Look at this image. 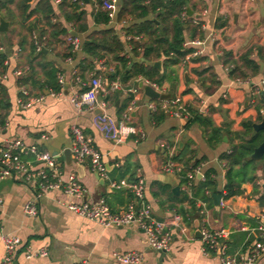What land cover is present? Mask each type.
Returning <instances> with one entry per match:
<instances>
[{"label":"crops","instance_id":"obj_1","mask_svg":"<svg viewBox=\"0 0 264 264\" xmlns=\"http://www.w3.org/2000/svg\"><path fill=\"white\" fill-rule=\"evenodd\" d=\"M35 1L29 0L27 4L32 6ZM58 2L53 1L55 10ZM23 4V0H12L0 11V18L7 22V29L0 31V53L6 55L3 62L5 68H0V114L5 116L3 124H0V145L13 139H19L25 145H37L54 156L64 180L71 173L76 175L78 182L85 189L84 201L95 202L104 199L113 212H122L133 201L127 185L141 179L145 201L150 205L155 217L169 225L172 238L167 251L157 252L146 243L143 232L134 222L124 226L103 227L96 221L70 211L64 204L80 200L69 198L61 190L44 192L39 199L37 216H28L23 212V207L34 197L35 189L19 176L8 175L0 178V197L3 202L0 207V226L3 233L20 239L15 264H74L82 259L87 260L88 264H123L114 257V253L128 251L143 253L140 264H218L215 253L205 254L202 250V242L196 232L203 224L213 230L226 229L229 232L224 240L229 253L240 251L247 243L260 239L257 227L260 224V216L264 213V171L261 160L257 161L259 164L255 178L242 183L239 194L226 198L221 194L226 183V167L219 159V154L229 150V137L232 132L242 130V122H259L264 116V101L252 98L250 93L252 83L264 77V0H189L188 8L192 14H188V17L192 23L193 17L197 18L199 21L194 24H199L204 33L200 39L202 53L196 57L199 59L197 62L188 61L178 65L177 80L171 87L163 86L160 89L163 90L161 93H169L170 97L182 96L194 110L205 111L202 115L209 117L212 124L222 131L221 141L213 145L208 144L204 128L197 122L188 124L187 121L179 119L176 126V123H168L166 114L161 122L155 123L150 111L144 114L139 110L138 103L146 97L139 87V82L151 84L143 78L121 81L127 90L110 93L104 111L119 121L134 100L135 106L130 112L129 123L142 128L146 122L148 131L144 139L137 143L129 139L120 144L105 139L92 126V117L95 110L100 108L99 105L93 110H87L85 107L77 109L70 101L72 94L77 92L73 71L80 73L84 68L86 77L90 72L102 73L105 82L109 83L118 74L106 70L112 67L116 71L120 65L116 62L106 64V57L96 59L82 50L74 51L68 61L67 57H63L66 44L55 45L53 50L43 47L46 51L42 52L41 57L31 55V34L28 26L34 24V17L27 19L22 16ZM96 8L95 0L89 3L86 0L84 9L87 12L88 30L84 32L85 38L92 31L110 27L108 24H94L92 14ZM122 19H127L128 22H120L115 28L122 39L126 40L122 32L133 21ZM66 26L69 27L68 24ZM34 27L37 28L35 24ZM206 29L208 43H205ZM39 30L37 29L36 33ZM71 30L69 27L68 33ZM184 37V44L199 39L191 38L187 30L184 31ZM60 39L68 43L67 35H61ZM130 50L131 45L127 43L124 52L126 56L131 60L142 61L141 57L132 54ZM249 50L250 58L258 64V73L254 74L245 67L243 71L246 77L242 79H249V82L236 83V76H229L232 64H224V54L229 53L233 60L238 61L240 55ZM27 60L32 61V66L37 71L36 77L41 81L44 79L41 65L52 62L57 71L64 75L62 94L51 95V90L45 93V89L41 100L33 101L28 107L18 105L16 99L19 79L29 75L30 69L28 66V71L21 77H16L13 72L25 66ZM156 61L160 62L161 67V60ZM259 62L263 64L262 73ZM203 69L207 71L198 74ZM109 74L114 77L108 78ZM210 75L213 76V81ZM35 90L34 88V92ZM223 93H227L225 99L222 97ZM145 99L148 102L160 100L148 97ZM98 100L102 101L100 98ZM5 102L9 103L7 108H4ZM73 124L89 135L92 144L101 151L105 176L93 172L88 163L75 165L71 154L70 163L67 162L64 151L70 149V126ZM199 139L211 148V159L201 150ZM225 144L228 147L224 146ZM186 146L192 150L191 154L195 160H201L194 168L197 172L194 181L192 179L193 186L203 180L208 169H213L214 178L217 179L215 161L222 173L221 188L218 189L216 181L217 191L208 193L210 201L197 199L195 210L191 212H188L189 207L185 201L187 195L191 196L189 187L182 181L180 174L167 172L162 168L169 158L173 159L174 154H179ZM188 157L189 155H186L185 160ZM212 193L220 194L219 204L214 203ZM180 211L186 212L185 218L181 216ZM176 216L179 217L178 225ZM27 249L33 253L44 249L45 255L27 258ZM2 256L3 244L0 239V262ZM257 264H264V255Z\"/></svg>","mask_w":264,"mask_h":264},{"label":"built area","instance_id":"obj_2","mask_svg":"<svg viewBox=\"0 0 264 264\" xmlns=\"http://www.w3.org/2000/svg\"><path fill=\"white\" fill-rule=\"evenodd\" d=\"M58 2L59 0H55ZM77 1V0H73ZM101 7L108 11L110 20L113 13L116 11L115 0H102ZM186 17V12L182 14ZM109 20V22H110ZM198 19L193 17V22L198 23ZM121 24H126L127 19H121ZM73 30V29H72ZM67 34V42L71 46V51L74 52L79 48V39L72 31ZM124 39H139L135 36L131 38L125 32H122ZM31 39L34 42L36 50H41L45 47L46 37H38L35 31L31 33ZM202 40L193 39L184 44L192 51L189 52L182 64H186L189 60L198 57L202 53L200 46ZM70 61L71 57H67ZM226 70H229L226 68ZM28 66H22L13 72L16 77H21ZM107 72L115 73L116 71L111 67ZM75 85H77V92L72 94L70 101L77 109L85 107L87 110H93L99 105L102 113H96L92 117V126L105 139L110 140L115 144L124 143L129 139H133L135 143L141 141L145 137V132L142 128L129 123L130 112L134 108V100L128 105L126 111L123 113L121 120L117 121L112 116L108 115L104 109L108 102V96L115 91H126V87L122 85L120 77L115 76L113 80L106 83L102 73L90 72L88 77L82 79L77 70L73 71ZM3 77H6L3 75ZM56 79L61 86L58 92L51 91V95L62 94V87L64 85V75L61 71L56 72ZM236 83L249 82V79L234 78ZM154 89L163 92L156 84H150ZM85 89V90H83ZM252 98L264 99V77L256 83H252L250 88ZM43 93L38 96L29 94L28 89L19 84L17 87L16 102L22 107H28L33 101L41 100ZM98 97L102 99L100 102ZM222 97L225 99L227 93H223ZM150 113H154L158 109L164 111L168 115H174L183 121H188L192 117L190 111L191 106L183 100L182 96L175 95L167 99L150 101L147 104ZM203 114L205 111H198ZM70 154L72 162L75 165L89 164L90 169L100 175L105 176L103 166L102 153L92 144V139L87 135L78 125L70 126ZM163 170L180 174L182 166L174 159L169 158L163 164ZM197 169L187 171L185 177L187 179L186 185L190 188L192 179L194 178ZM8 175L19 176L24 182L31 184L34 191V197L28 200L23 207V212L31 217H36L38 214L39 199L44 192L53 190H61L69 198L79 199V202L68 201L64 205L75 214L86 219L96 221L103 227L111 225L124 226L130 223H135L137 227L143 232L146 243L157 252H165L169 249L171 242V230L169 225L162 219L155 217L150 205L144 199V184L141 179L128 184L133 201H131L122 212H113L104 199L95 202H87L83 200L85 189L78 182L76 175L71 173L69 177L64 180L62 178V171L55 162L54 156L47 151L41 150L37 145H25L19 139H13L0 145V178ZM115 186L116 184L113 183ZM2 198L0 197V207L2 206ZM176 225H178L179 217H175ZM260 239L249 242L245 247L237 252L229 253L227 251L225 238L228 237L229 232L226 229H210L205 224L200 228V239L202 242L203 252L215 253L218 264H257L258 260L264 255V213L260 216V224L257 227ZM0 239L3 244V256L0 264H15L16 250L20 244V239L17 236L9 235L2 232L0 226ZM33 255H45V250L40 249L33 253L27 249L25 256L27 258ZM114 257L123 264H140L143 260V253L140 251H128L114 253ZM74 264H88L87 260L82 259Z\"/></svg>","mask_w":264,"mask_h":264},{"label":"trees","instance_id":"obj_3","mask_svg":"<svg viewBox=\"0 0 264 264\" xmlns=\"http://www.w3.org/2000/svg\"><path fill=\"white\" fill-rule=\"evenodd\" d=\"M29 0H23L22 16L24 18L34 17V24L28 26L30 34L32 31L40 29L38 37H46L45 47L48 49H55V45L66 44V51L63 57L72 55L71 46L64 43L60 39L61 35H67L69 27L75 30L78 34L84 33L88 30L87 12L84 9L86 0H59L57 3V10L54 8V0H36L35 3L28 5ZM91 0H88V3ZM97 8L94 9L92 20L94 24H108L109 13L102 10V0H95ZM12 0H0V11L5 8ZM189 0H121L117 18H128L133 21L128 27H125L124 32L130 35L131 38L137 36L138 40H123L119 31L115 27L92 31L84 39L81 50L88 56L102 59L106 57V64L109 62H116L120 68L116 69L120 75L121 81L134 80L136 78H143L150 83L156 84L159 88L163 86L171 87V84L177 80L176 67L182 65L184 57L192 51L191 48L184 46V31H188L191 38L202 39L204 33L199 24L191 22L188 17ZM186 12V17H183V12ZM61 16V18H60ZM66 24L69 25L66 26ZM131 45L130 52L142 58V61L131 60L127 57L125 52L126 45ZM31 55L38 57L42 56L41 50H36L34 42L31 39L29 44ZM251 51H246L240 55L238 61L231 58L229 53L224 54V64H232L229 76L246 77L243 68H247L250 72L258 73L257 62L250 58ZM6 55L0 53V68L4 69L3 62ZM107 59H109L107 61ZM161 60V67L157 68L152 62ZM196 57L189 60L190 62H197ZM240 61V64L238 62ZM25 66H29V75L22 76L19 79V84L24 85L30 95H38L43 93V90H51L58 92L61 86L56 79L57 69L52 62H45L41 65V74L43 80L36 77L37 71L32 66V61L27 60ZM91 69V68H89ZM84 68L79 73L82 79H85L83 73ZM203 69L198 74L206 72ZM98 73V72H95ZM115 74V73H114ZM199 75V76H200ZM112 74L108 78H113ZM210 75V79H212ZM210 80V81H211ZM215 83V82H214ZM0 85V90H2ZM34 87L36 92H34ZM85 90V89H83ZM131 98V97H130ZM5 98H2V100ZM264 101V99H262ZM7 101V99H6ZM158 102L159 100H155ZM9 104V103H8ZM5 102L4 108L8 107ZM192 117L187 123L197 122L204 128L205 137L208 144H217L222 139V131L215 127L210 118L197 113L196 110L190 108ZM166 113L160 109L151 114L152 120L155 123L161 122ZM4 115L0 114V124H3ZM260 117V116H259ZM261 118V117H260ZM242 130L231 133L229 137L230 148L219 154V159L224 162L226 167L224 190L222 195L230 197L241 192V184L251 181L255 178V171L259 162L251 160L250 154L253 149L262 141L264 132L259 131L255 136L251 137V125L247 122L241 123ZM192 150L188 146L184 147L179 154H174L173 159L178 161L182 166L181 177L184 183L187 182L185 174L187 171H192L200 164V159L195 160L192 156ZM189 157L185 160V156ZM264 171V155L260 161ZM213 169H208L204 173L203 180L197 186H191V196H186L185 201L188 204L189 211H194L196 200L210 201L209 192H216V180L214 178ZM182 217H186V212L180 211Z\"/></svg>","mask_w":264,"mask_h":264},{"label":"water","instance_id":"obj_4","mask_svg":"<svg viewBox=\"0 0 264 264\" xmlns=\"http://www.w3.org/2000/svg\"><path fill=\"white\" fill-rule=\"evenodd\" d=\"M188 14L191 15L192 11L188 8ZM7 29V22L4 21L2 18H0V31H5ZM74 35H77L76 32H73ZM42 52H45L46 49L42 48L41 49ZM153 65L157 68L160 67V62L159 61H155L153 63ZM260 65V72L262 73L263 71V64L262 62H259ZM107 76V73L105 74ZM139 87L142 88L143 93L146 97H148L149 99H167L170 97L169 93H161L159 91H157L156 89H154L151 85L149 84H143V81L139 82ZM45 93H48L49 91L45 90ZM100 98V97H98ZM103 110L102 109H96L95 110V114L96 113H102ZM251 126H252V132H251V137L255 136L259 131H263L264 132V116L262 117L261 121L259 122H253L251 120L247 121ZM64 155L65 158L67 159V162L70 163V149H65L64 151ZM264 155V137L262 139V141L253 149L252 153L250 154V159L253 161H260L262 159ZM82 166V165H79ZM98 175V174H97ZM212 199L214 200V203L217 205L219 204L220 201V194L218 193H212L211 194ZM197 236L200 237V230L198 229L196 232Z\"/></svg>","mask_w":264,"mask_h":264},{"label":"rangeland","instance_id":"obj_5","mask_svg":"<svg viewBox=\"0 0 264 264\" xmlns=\"http://www.w3.org/2000/svg\"><path fill=\"white\" fill-rule=\"evenodd\" d=\"M115 5H116V11L113 13V17L110 20V22L108 23V26H110V27H116V25H118L120 23L119 19L117 18V11L119 10V7L121 5V0H115ZM206 36H208V29L205 30V43H208L209 39ZM78 39H79V48L76 50V52H80L81 51V45H82V43H83V41L85 39V34L84 33H80L78 35ZM145 98H144V100L141 103H138V107L137 108L139 110H141L144 114H148L149 113V110H148V107H147L148 100L145 99ZM167 120H168V123H170V124H171V122L176 123V126H178V124H179V118L174 116V115H168L167 116ZM142 128H143L144 132L147 134L148 127L146 126V122H144ZM199 140H200L201 150H203V152L207 155V157L209 159H211V157H213V153L211 151V148H209L208 145L203 140H201V139H199ZM224 146L228 147L226 144ZM226 150H224V151H226ZM216 163L217 162L215 161L214 165H216V167L215 166L214 167L217 169V179H216V181L218 183V189H220L221 185H222V173H220ZM193 181H194V179H193Z\"/></svg>","mask_w":264,"mask_h":264}]
</instances>
